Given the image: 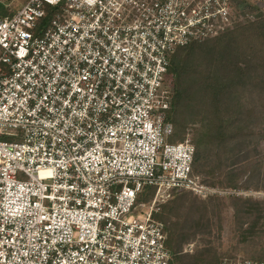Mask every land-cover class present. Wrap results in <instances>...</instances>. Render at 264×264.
Wrapping results in <instances>:
<instances>
[{
	"label": "built area",
	"instance_id": "obj_1",
	"mask_svg": "<svg viewBox=\"0 0 264 264\" xmlns=\"http://www.w3.org/2000/svg\"><path fill=\"white\" fill-rule=\"evenodd\" d=\"M234 8L27 0L0 16V264H169L162 205L224 193L193 173L191 134L172 139L171 55L227 31Z\"/></svg>",
	"mask_w": 264,
	"mask_h": 264
},
{
	"label": "trees",
	"instance_id": "obj_2",
	"mask_svg": "<svg viewBox=\"0 0 264 264\" xmlns=\"http://www.w3.org/2000/svg\"><path fill=\"white\" fill-rule=\"evenodd\" d=\"M235 4L238 17L245 15L251 7L245 0H238ZM54 8L48 5L46 22ZM11 14L10 8L0 0V16ZM170 69L177 82L169 111L175 130L172 139H184L182 136L189 130V119L200 118L202 123L192 138L196 147L194 174L201 175L206 165L205 156L212 149H224L233 139L242 142L251 135L264 136V129L260 126L264 124L263 11L255 19L235 24L214 38L180 47L171 55ZM252 119L260 126L261 133H256L252 127ZM227 154L221 157L222 164L216 167L220 172L218 184L235 187L239 185L241 176L238 175L242 172L235 171L224 160L231 154L230 150ZM145 192L149 196L155 193V188L149 187ZM177 192L190 191L176 190L173 195ZM227 200L240 220L247 219L254 208L251 199L234 196H210L193 201L177 196L162 205L156 217L165 223L169 264H220L226 257L237 258L222 256L210 240L213 233L211 216L221 212ZM198 235L202 236L204 245L193 252H184V245ZM258 260H264V256Z\"/></svg>",
	"mask_w": 264,
	"mask_h": 264
},
{
	"label": "rangeland",
	"instance_id": "obj_3",
	"mask_svg": "<svg viewBox=\"0 0 264 264\" xmlns=\"http://www.w3.org/2000/svg\"><path fill=\"white\" fill-rule=\"evenodd\" d=\"M1 1L10 8L11 12H15L27 0ZM237 1L235 0V3ZM245 1L251 4V7L247 9L245 15L238 17L236 4L233 9L234 14H236L235 17H237L235 20V23L237 22L236 24L245 22L247 19H255L260 11L264 12V0ZM234 26L235 24L232 27ZM189 120H191L187 124L189 130L182 137L191 134V137L194 138L197 129L202 124L201 119L191 118ZM251 122L253 123L254 120L252 119ZM253 126L256 133H261L260 126L264 129V124L258 126L257 123H253ZM244 139L247 140L240 142V139H233L224 149H212L206 154L205 169L200 173L207 185L212 188L224 190L223 194L213 195L214 197L229 198V196H234L237 198L251 199V205L254 207L247 219L240 220L235 215L233 205L227 200L226 207L221 212H217L211 216L213 233L210 240H212L211 244L213 247L222 256L232 255L261 259V256H264V136L251 135ZM229 150L231 154L224 160L231 164V167L235 171L242 172L238 175L241 176L239 185L235 187L228 186V184H218L220 172L217 171L216 167L222 164L221 157L228 155L229 153L227 154V151L229 152ZM212 170L215 171L214 174H212ZM177 196H184L185 199L190 201L201 198L191 192H177L167 202ZM256 201L263 203L259 205ZM203 245L204 241L202 240V236L198 235L197 238L184 245L183 251L193 252V250Z\"/></svg>",
	"mask_w": 264,
	"mask_h": 264
}]
</instances>
